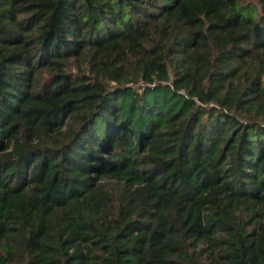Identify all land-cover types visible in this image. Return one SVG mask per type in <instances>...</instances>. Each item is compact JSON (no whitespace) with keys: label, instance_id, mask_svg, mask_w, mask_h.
Instances as JSON below:
<instances>
[{"label":"trees","instance_id":"trees-1","mask_svg":"<svg viewBox=\"0 0 264 264\" xmlns=\"http://www.w3.org/2000/svg\"><path fill=\"white\" fill-rule=\"evenodd\" d=\"M0 264H264V0H0Z\"/></svg>","mask_w":264,"mask_h":264},{"label":"rangeland","instance_id":"rangeland-1","mask_svg":"<svg viewBox=\"0 0 264 264\" xmlns=\"http://www.w3.org/2000/svg\"><path fill=\"white\" fill-rule=\"evenodd\" d=\"M250 1H255V0H250Z\"/></svg>","mask_w":264,"mask_h":264}]
</instances>
